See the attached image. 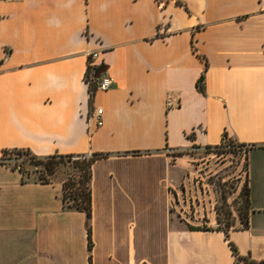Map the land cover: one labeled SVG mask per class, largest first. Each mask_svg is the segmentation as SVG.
Instances as JSON below:
<instances>
[{"label": "crops", "instance_id": "obj_1", "mask_svg": "<svg viewBox=\"0 0 264 264\" xmlns=\"http://www.w3.org/2000/svg\"><path fill=\"white\" fill-rule=\"evenodd\" d=\"M102 64L112 87L90 97ZM224 133L253 145L248 224L230 239L263 260L264 0H0V157L106 155L90 218L64 203V173L42 183L0 162V264H234L223 231L171 208L177 153Z\"/></svg>", "mask_w": 264, "mask_h": 264}, {"label": "rangeland", "instance_id": "obj_2", "mask_svg": "<svg viewBox=\"0 0 264 264\" xmlns=\"http://www.w3.org/2000/svg\"><path fill=\"white\" fill-rule=\"evenodd\" d=\"M177 157L183 158L185 166L177 184L171 187V208L177 224L188 229L215 228L219 225L218 216H225L224 210L230 211L236 220L237 207L244 201L240 192L246 184L244 147L233 139H225L219 147L193 148ZM23 159L24 156L9 153L5 162L13 165ZM64 164L58 175L67 171L73 176L78 175V168L71 162Z\"/></svg>", "mask_w": 264, "mask_h": 264}, {"label": "trees", "instance_id": "obj_3", "mask_svg": "<svg viewBox=\"0 0 264 264\" xmlns=\"http://www.w3.org/2000/svg\"><path fill=\"white\" fill-rule=\"evenodd\" d=\"M179 2V1H178ZM96 69V68H95ZM90 72V71H89ZM94 72H92L91 77H88L89 80V91L90 97L93 96L94 92L97 89V82L98 78L94 77ZM203 75L200 77L198 81V87L200 90L203 91ZM225 139H231L227 136L226 133L223 134L222 142ZM220 143V144H221ZM219 145L215 146H206L207 148L212 147H219ZM240 147H244L245 153L250 146H245L244 144L238 143ZM9 153H15L18 156H24V159L21 162L14 163L13 165L10 163L5 162V157ZM184 152H180L177 154H182ZM106 156L102 153H94L92 155H61V154H54L49 155L47 157H38L31 153L30 150L27 149H5L0 157V162L6 163L11 165L12 168L18 169L24 179L27 178H34L42 183L50 182L51 178L60 170L61 165H65L66 162H71L74 167L78 168V175L73 176L70 171L66 172V177L63 182V193L62 199L64 203L70 207L80 211H84L88 218L91 217L92 212V191H91V166L92 163L99 157ZM33 167H30V166ZM247 166V161H246ZM250 189L248 187L247 179L246 184L243 185L240 195H242L244 201L243 203L237 207L238 216L243 223L242 228H246L248 224V212L250 208V200H249ZM223 213L225 214L224 217L217 218V222L219 225L215 227L217 230H221L224 232L225 239L228 240V243L232 249V253L234 255V264H264L263 260L254 259L250 254L243 255L239 252L235 243L230 239L229 231L234 228L235 225V217L232 216L230 211L224 210ZM224 222L222 226L221 223ZM211 229V228H209ZM196 230V229H192ZM89 231V248L92 247L91 242V231L90 227H88Z\"/></svg>", "mask_w": 264, "mask_h": 264}, {"label": "built area", "instance_id": "obj_4", "mask_svg": "<svg viewBox=\"0 0 264 264\" xmlns=\"http://www.w3.org/2000/svg\"><path fill=\"white\" fill-rule=\"evenodd\" d=\"M163 2L164 0H160ZM97 57V52L90 53V58L94 59ZM112 79L103 75L100 78H98L97 82V90H107L112 87ZM168 106L171 105V101L168 100ZM93 117L96 120V123L98 126H101L103 124V109L101 107H97L93 111Z\"/></svg>", "mask_w": 264, "mask_h": 264}, {"label": "water", "instance_id": "obj_5", "mask_svg": "<svg viewBox=\"0 0 264 264\" xmlns=\"http://www.w3.org/2000/svg\"><path fill=\"white\" fill-rule=\"evenodd\" d=\"M107 70V66L102 64V65H99L96 69H95V72H94V77L95 78H100L101 76H103L105 74Z\"/></svg>", "mask_w": 264, "mask_h": 264}]
</instances>
